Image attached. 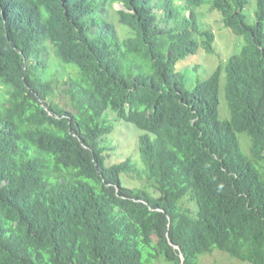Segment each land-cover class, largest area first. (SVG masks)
Returning a JSON list of instances; mask_svg holds the SVG:
<instances>
[{"label":"trees","instance_id":"1","mask_svg":"<svg viewBox=\"0 0 264 264\" xmlns=\"http://www.w3.org/2000/svg\"><path fill=\"white\" fill-rule=\"evenodd\" d=\"M177 1L0 0V264H264V0L253 23L250 0ZM116 4L126 40L107 18ZM205 4L246 43L188 90L178 63L201 43L215 53ZM52 52L71 110L54 100ZM109 110L146 131L142 167L107 165Z\"/></svg>","mask_w":264,"mask_h":264},{"label":"rangeland","instance_id":"2","mask_svg":"<svg viewBox=\"0 0 264 264\" xmlns=\"http://www.w3.org/2000/svg\"><path fill=\"white\" fill-rule=\"evenodd\" d=\"M177 4H182L181 0H178ZM209 6V4H205L202 8L195 10V14L198 18L200 30H211L214 32L216 38L212 44L215 53H209L201 43L200 49L195 55L189 56L178 63L177 69L183 74L185 78V88L188 90L194 89L198 82L207 80L220 64H225L232 55L240 53L246 43L244 38L234 34L230 28L225 27L222 22V16L217 12L211 11ZM123 9L124 6L122 4H116L114 8H110L106 14L109 21L113 22L119 29L121 39L126 40L133 36V32L119 22L117 11ZM255 9L256 0H250L249 6L246 8V13L252 23L254 22ZM187 14H190V12H187ZM48 65L47 76L51 79L58 91L57 96L54 98L55 102L71 110L72 106L70 100L68 96L64 94L63 89L65 88L62 85V82L66 80V77L70 74L69 70H66L65 66L54 57L53 52L50 55ZM225 83L226 77L225 74H223L221 77L219 107L220 118L222 120L230 119L231 115L225 98ZM57 86H60V89H58ZM2 96H5V90L3 88L0 89V98ZM109 114V120L114 125V131L101 140L102 145L110 149L106 152L109 155L107 165L117 164L131 158L139 167H142L144 163L140 153V138L142 135L146 134V131L141 130L135 124L129 123L125 118L117 117L116 114L110 110L107 112L106 117ZM239 140L243 152L249 155L251 143L249 136L246 133H239ZM122 180L125 185L138 188L146 187L150 189L151 193L159 196V193L151 187L152 184L145 175L139 176L135 174L128 177L124 174ZM184 205L190 206L186 201ZM152 264L167 263L162 259H158ZM202 264L239 263L225 254L214 252L212 255L204 257L202 259Z\"/></svg>","mask_w":264,"mask_h":264},{"label":"water","instance_id":"3","mask_svg":"<svg viewBox=\"0 0 264 264\" xmlns=\"http://www.w3.org/2000/svg\"><path fill=\"white\" fill-rule=\"evenodd\" d=\"M181 259H182V263L181 264H185L183 255H181Z\"/></svg>","mask_w":264,"mask_h":264}]
</instances>
